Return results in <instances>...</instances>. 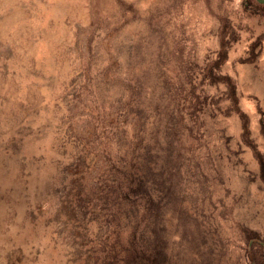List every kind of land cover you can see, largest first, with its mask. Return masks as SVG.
Listing matches in <instances>:
<instances>
[{"label":"rangeland","instance_id":"rangeland-1","mask_svg":"<svg viewBox=\"0 0 264 264\" xmlns=\"http://www.w3.org/2000/svg\"><path fill=\"white\" fill-rule=\"evenodd\" d=\"M0 264H264V0H0Z\"/></svg>","mask_w":264,"mask_h":264}]
</instances>
